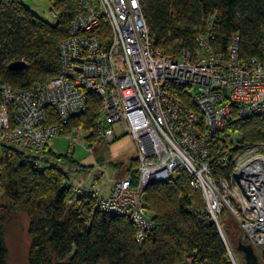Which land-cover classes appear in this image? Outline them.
<instances>
[{
    "label": "built area",
    "instance_id": "2783aa9c",
    "mask_svg": "<svg viewBox=\"0 0 264 264\" xmlns=\"http://www.w3.org/2000/svg\"><path fill=\"white\" fill-rule=\"evenodd\" d=\"M56 2L50 5L58 18ZM79 3L70 35L59 45L60 73L29 88L2 84L0 143L41 156L63 135L74 147L82 127L61 133V125L87 113L94 93L100 101L96 141H115L119 123L138 155L134 170L107 195L97 193L95 210L130 218L141 242L156 224L146 208L147 187L186 172L205 202L199 215L216 225L228 263L242 264L223 213L233 215L255 249L264 248V140L248 142L241 131L224 128L234 109L244 119L264 114V62L239 57L237 34L224 54L211 24L193 49L167 55L154 46L141 0ZM173 85L189 88L197 109L176 97ZM50 109L56 123H49ZM37 168H43L40 157ZM74 192L78 198L96 191L77 186Z\"/></svg>",
    "mask_w": 264,
    "mask_h": 264
},
{
    "label": "trees",
    "instance_id": "16d2710c",
    "mask_svg": "<svg viewBox=\"0 0 264 264\" xmlns=\"http://www.w3.org/2000/svg\"><path fill=\"white\" fill-rule=\"evenodd\" d=\"M56 1L59 16L50 23L22 0H0V101L4 82L23 89L60 73L59 45L70 35L80 3ZM141 4L154 46L167 55L193 49L197 36L211 24L215 44L224 54L237 34L239 57H257L264 62V0H141ZM22 60L27 62L26 68L9 69L10 63ZM172 92L189 108L197 109L189 88L173 85ZM89 101L87 113L74 117L69 126L61 125V133L77 125L94 138L100 101L94 93ZM56 122L52 114L49 123ZM224 129L241 131L248 142L263 141L264 114L244 119L234 109ZM45 148L38 156L1 143L0 264H8L4 228L18 212L30 218V264H229L216 225L199 215L205 202L201 192L191 187L186 172L177 170L169 179L147 187L146 208L156 224L140 242L130 218L95 210L96 192L77 198L68 173L51 159L73 165L75 158L56 154L49 143ZM39 157L43 160L41 170L37 168ZM132 161L138 163L137 158ZM226 216L225 210L229 238L241 263L247 264L237 246L251 243L244 232V236L233 238ZM254 252L260 263L255 248ZM261 252L264 254L263 247Z\"/></svg>",
    "mask_w": 264,
    "mask_h": 264
},
{
    "label": "rangeland",
    "instance_id": "374dc122",
    "mask_svg": "<svg viewBox=\"0 0 264 264\" xmlns=\"http://www.w3.org/2000/svg\"><path fill=\"white\" fill-rule=\"evenodd\" d=\"M22 1L41 18L50 23L56 21L57 18L51 12L49 0ZM113 128L117 134L115 141H109L105 138L96 141V135L94 134V138H89L90 132L84 128H81L77 133L79 140L73 145L74 147H70L69 141L63 135L49 141V147L56 154H69L75 158L76 162L73 165L61 159L51 158L68 173V181L74 187L86 186L100 195H107L114 183L131 171L132 160L138 156L136 145L130 134L124 133L119 123H115ZM133 163L132 170L136 168L137 164L136 162ZM69 205L71 207V202ZM226 215V219L232 226L233 238H238V235L244 236L239 223L228 210ZM29 224L30 218L21 212L15 214L6 224L4 229L9 252L8 264H30L29 255L32 239L30 238ZM261 249H256V252L260 263L264 264V254ZM101 264L107 263L102 262Z\"/></svg>",
    "mask_w": 264,
    "mask_h": 264
},
{
    "label": "water",
    "instance_id": "95a60500",
    "mask_svg": "<svg viewBox=\"0 0 264 264\" xmlns=\"http://www.w3.org/2000/svg\"><path fill=\"white\" fill-rule=\"evenodd\" d=\"M28 66L27 62L22 61H14L10 63L9 69L11 70H22L23 68H26ZM238 250L243 254L245 261L247 264H260L258 263V259L256 257V254L254 252V248L251 244H244L243 242H240L237 246Z\"/></svg>",
    "mask_w": 264,
    "mask_h": 264
},
{
    "label": "crops",
    "instance_id": "0c3cea01",
    "mask_svg": "<svg viewBox=\"0 0 264 264\" xmlns=\"http://www.w3.org/2000/svg\"><path fill=\"white\" fill-rule=\"evenodd\" d=\"M124 177H125V176H124ZM124 177H123V178H124ZM120 179H121V178H120Z\"/></svg>",
    "mask_w": 264,
    "mask_h": 264
}]
</instances>
